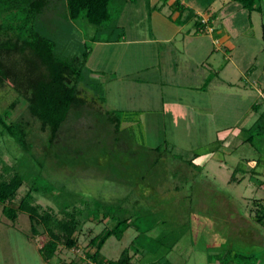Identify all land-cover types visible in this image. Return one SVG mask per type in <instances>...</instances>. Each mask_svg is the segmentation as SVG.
Masks as SVG:
<instances>
[{
    "label": "rangeland",
    "instance_id": "obj_1",
    "mask_svg": "<svg viewBox=\"0 0 264 264\" xmlns=\"http://www.w3.org/2000/svg\"><path fill=\"white\" fill-rule=\"evenodd\" d=\"M192 1L216 16L212 27L225 37L220 42L211 35L214 44L206 38L212 49L205 61L209 68H222L220 77L234 87L264 88V0H258V11L250 12L230 0ZM122 4L111 3L114 20ZM58 22L63 24L60 43L69 53L84 43L91 56L102 54L91 51L93 31L83 19L61 17ZM114 85L121 84L101 85L105 103L87 90V100L93 95L95 103L71 113L57 144L50 146L24 102L14 106L11 120L26 124L31 147L25 153L0 130V180L18 175L21 184L6 203L15 207L30 191L36 215L29 219L17 211L9 220L0 205V264H93L86 255L91 249L87 242L105 228L119 236L104 240L97 253L101 260H115L126 250L130 262L139 264H264V230L252 218L264 209V141L250 145L238 133L251 125L264 99L256 93H203L196 117L169 118L165 109L163 114L158 109L160 115L146 123L122 111L115 133L102 111L105 105L123 106L120 94L111 92ZM15 95L8 86L0 88V112ZM252 103H260V109H250ZM222 127L235 135L226 144L229 148L216 139ZM155 145L158 149H152ZM60 211H71L85 222L73 232L76 244L71 248L55 230L57 246L45 260L37 251L48 239L41 216L65 219Z\"/></svg>",
    "mask_w": 264,
    "mask_h": 264
},
{
    "label": "trees",
    "instance_id": "obj_2",
    "mask_svg": "<svg viewBox=\"0 0 264 264\" xmlns=\"http://www.w3.org/2000/svg\"><path fill=\"white\" fill-rule=\"evenodd\" d=\"M135 2L136 0H0V88L8 86L16 94L0 112V130L14 139L25 152H30L26 124L11 120L14 106L22 100L28 113L37 120L40 131L47 133L46 144H57L60 129L69 119L71 113H77L96 100L103 101L100 82L91 76V70L85 66L89 47L79 44L76 52L69 53L67 45L60 43L63 24L58 18L68 21L83 19L91 27L92 42H116L124 30L112 17V2ZM148 1V0H144ZM164 3L166 0H160ZM238 3L248 12L259 10L258 0H231ZM171 9L179 13L185 10L180 0H172ZM192 14L190 9H186ZM116 19V18H115ZM208 74L202 88L210 80ZM93 95L87 100L86 92ZM101 93V94H100ZM260 103H252L250 109L258 111ZM125 113V111H123ZM127 114V113H125ZM120 110H104V120L117 132ZM244 133L242 142L250 145L254 141H264V107L259 110L256 118L248 127H240L238 133ZM153 149H158L154 147ZM189 164L191 162H188ZM258 161L254 164L256 166ZM237 167H234V171ZM233 177V173L230 178ZM21 179L14 174L8 179L0 180V205L2 214L13 220L17 211L24 212L29 219L36 215L31 204L35 200L27 191L14 207L6 203L13 197ZM8 202V201H7ZM263 206L261 203H258ZM65 219L53 214L44 213L41 217L48 239L37 249L39 255L48 260L52 257L58 240V230L64 234V245L71 248L76 244L73 232L78 230L85 220L77 218L71 211H60ZM102 217L101 219H103ZM264 230V209H259L252 217ZM123 222L126 219L122 220ZM32 230L34 229L31 226ZM119 236L113 228H105L99 234L88 239L91 248L87 257L94 264H138L130 262L131 256L123 250L115 260H101L97 253L104 240L111 236ZM221 264H227L221 262Z\"/></svg>",
    "mask_w": 264,
    "mask_h": 264
},
{
    "label": "crops",
    "instance_id": "obj_3",
    "mask_svg": "<svg viewBox=\"0 0 264 264\" xmlns=\"http://www.w3.org/2000/svg\"><path fill=\"white\" fill-rule=\"evenodd\" d=\"M171 2H124L116 17V23L124 30L123 37L116 42H94L91 51L97 49L102 54L91 56L92 52H89L86 66L92 77L98 76L96 79L104 88L114 81L121 84L118 87L114 85L111 92L117 96L120 94L123 100V106L110 108L105 105L102 111L131 112L137 123H146L147 118L160 115L163 109L169 118L196 117L200 114L197 110L199 101H203V93L232 92L246 96L256 93L264 99V88L251 91V88L234 87V83L220 77L222 68H209V63L205 62L212 52L206 45V38H210L212 44L213 34L218 35L216 39L220 42L225 38L219 29L212 27L216 16L209 11L204 12L203 6L193 4L192 0H180L185 7L180 13L171 9ZM187 8L192 14H188ZM100 44L103 47L98 49ZM209 73L212 76L202 88ZM209 99L211 97L208 96ZM102 102H106L105 98ZM216 133L220 135L216 139L223 148H229L227 142L235 139L229 127L217 129ZM210 153L208 151L206 155Z\"/></svg>",
    "mask_w": 264,
    "mask_h": 264
},
{
    "label": "built area",
    "instance_id": "obj_4",
    "mask_svg": "<svg viewBox=\"0 0 264 264\" xmlns=\"http://www.w3.org/2000/svg\"><path fill=\"white\" fill-rule=\"evenodd\" d=\"M94 264V263H93Z\"/></svg>",
    "mask_w": 264,
    "mask_h": 264
}]
</instances>
